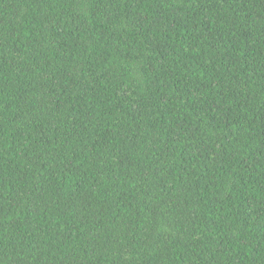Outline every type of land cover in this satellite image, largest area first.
Listing matches in <instances>:
<instances>
[{"label": "trees", "instance_id": "1", "mask_svg": "<svg viewBox=\"0 0 264 264\" xmlns=\"http://www.w3.org/2000/svg\"><path fill=\"white\" fill-rule=\"evenodd\" d=\"M0 264H264V0H0Z\"/></svg>", "mask_w": 264, "mask_h": 264}]
</instances>
